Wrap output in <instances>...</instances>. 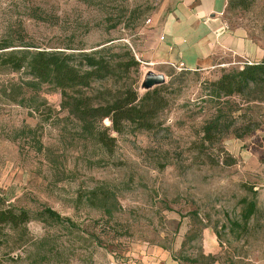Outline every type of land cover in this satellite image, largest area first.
<instances>
[{
    "label": "rangeland",
    "instance_id": "374dc122",
    "mask_svg": "<svg viewBox=\"0 0 264 264\" xmlns=\"http://www.w3.org/2000/svg\"><path fill=\"white\" fill-rule=\"evenodd\" d=\"M170 7V0H0V53L114 47L126 61L130 51L140 66L121 84L142 97L146 75L163 74L166 83L151 90L162 88L167 102L155 129L112 133L108 151L96 137L108 119L82 123L60 90L0 66V210L31 215L17 230L0 228V264H264V83L217 98L210 84L243 69V59L220 55L200 70L145 59ZM225 19L264 54V0H228ZM243 199L258 208L247 224Z\"/></svg>",
    "mask_w": 264,
    "mask_h": 264
},
{
    "label": "trees",
    "instance_id": "16d2710c",
    "mask_svg": "<svg viewBox=\"0 0 264 264\" xmlns=\"http://www.w3.org/2000/svg\"><path fill=\"white\" fill-rule=\"evenodd\" d=\"M26 48L0 53V66L14 71L27 70L40 84L60 90L63 105L82 123H101L108 119L111 126L96 135L98 142L108 151H112L116 145V138L112 133L122 134L128 126L140 131H152L156 127L159 113L167 106L162 88L148 91L141 97L134 86L127 82L121 84L125 74L131 69L138 72L140 66L130 51H126L127 60L123 61L119 59L120 54L115 52L114 47H103L91 53H68L32 45ZM104 82L111 83L116 88H95V85ZM262 83L264 61L223 74L210 84V89L214 97H231L243 94L251 86ZM218 129V121L206 128L207 139ZM92 195L94 198L99 197V193L93 192ZM101 199L106 203V197ZM241 203L244 204L242 221L247 224L258 212L257 203L247 199H243ZM45 214L51 220L61 221V216L56 212L47 211ZM30 220L29 212L0 210V228L10 226L12 230H17L26 226Z\"/></svg>",
    "mask_w": 264,
    "mask_h": 264
},
{
    "label": "crops",
    "instance_id": "0c3cea01",
    "mask_svg": "<svg viewBox=\"0 0 264 264\" xmlns=\"http://www.w3.org/2000/svg\"><path fill=\"white\" fill-rule=\"evenodd\" d=\"M170 2L154 45L143 54L153 64H183L190 70H200L214 66L220 55L234 56L235 63L241 59L244 64L264 60L257 45L229 27L225 19L228 0Z\"/></svg>",
    "mask_w": 264,
    "mask_h": 264
},
{
    "label": "water",
    "instance_id": "95a60500",
    "mask_svg": "<svg viewBox=\"0 0 264 264\" xmlns=\"http://www.w3.org/2000/svg\"><path fill=\"white\" fill-rule=\"evenodd\" d=\"M166 83V77L163 74L155 75L152 73H149L146 75L145 80H144V87L146 89L151 90L154 87L163 85Z\"/></svg>",
    "mask_w": 264,
    "mask_h": 264
},
{
    "label": "built area",
    "instance_id": "2783aa9c",
    "mask_svg": "<svg viewBox=\"0 0 264 264\" xmlns=\"http://www.w3.org/2000/svg\"><path fill=\"white\" fill-rule=\"evenodd\" d=\"M252 64H253L252 62H248L247 63V65H252ZM172 66H177L179 70H186V69H188L183 64H179V65L172 64Z\"/></svg>",
    "mask_w": 264,
    "mask_h": 264
}]
</instances>
